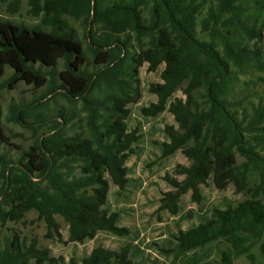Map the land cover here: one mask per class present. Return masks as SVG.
Segmentation results:
<instances>
[{
  "label": "trees",
  "instance_id": "16d2710c",
  "mask_svg": "<svg viewBox=\"0 0 264 264\" xmlns=\"http://www.w3.org/2000/svg\"><path fill=\"white\" fill-rule=\"evenodd\" d=\"M25 6L37 23L0 19V79L13 70L0 83V97L22 82L44 89L23 110L16 114L12 105L11 111L16 123L47 132L13 160L2 146L22 149L5 132L0 103V232L35 212L60 237L57 219H63L74 244L101 232L132 234L112 209L111 184L126 189L127 162L142 140L128 124L144 96L141 70L164 67L162 82L149 89L157 99L142 113L173 116L162 158L181 152L190 165L177 167L182 181L170 180L176 190L165 194L161 208L179 215L184 195L192 192L201 203L202 187L211 184L244 196L180 230L176 251L217 245L219 259L211 264L242 257L264 264V92L258 89L264 85V0H0V11L11 16H21ZM57 97L83 102L86 135L75 131V108L45 112ZM0 264L66 263L38 240L29 244L15 234L0 242ZM81 264L140 262L130 246H98Z\"/></svg>",
  "mask_w": 264,
  "mask_h": 264
},
{
  "label": "rangeland",
  "instance_id": "374dc122",
  "mask_svg": "<svg viewBox=\"0 0 264 264\" xmlns=\"http://www.w3.org/2000/svg\"><path fill=\"white\" fill-rule=\"evenodd\" d=\"M25 6L21 16H11L0 11L1 18L16 20H26L30 24L37 23L36 20L27 16ZM73 26L78 30L79 37H83V32L78 23ZM161 67L158 72L148 71V66L141 70V84L143 89V99L132 106V115L128 121L130 131L138 130L142 136L136 154L132 155L127 162L129 168V184L125 190L121 191L113 183L110 190V201L113 211L121 215L120 225L132 231L128 237H118L109 232H101L94 240L85 244H74L69 242V230L63 219L58 218L62 228V237L55 232H50L45 221L39 220L37 213L31 212L26 215L20 223H9L7 228L0 232V242H4L14 236L20 235L31 243L36 239L40 247L50 248L52 255L56 258L63 257L66 264H71L75 260L81 264L83 258L89 256L93 249L103 246L107 249L119 251L122 247L133 248L135 259L140 264H211L219 259V247L210 246L203 250L194 252H177L175 236L180 230H186L193 225L205 223L210 219L214 208H226L229 205H236L244 199L242 194L236 193L234 187L230 186L225 191H219L214 185L203 186L201 203L193 198V193L184 195L180 201L179 215H173L171 211L161 208L162 199L168 192L175 191L170 180L182 181L176 170L179 165L189 166V160L181 153L167 158H162L161 144L168 141L165 133L167 125H175L173 116L168 112L162 113L157 118L146 117L142 113L143 107H148L156 101V96L149 92L152 84L162 82ZM60 70H56L57 75ZM13 74V70L7 68L5 76L0 79L3 83ZM264 92V85L258 87ZM44 89H36L34 86L24 82L18 84L15 89L7 88L1 91L0 103L3 107L2 123L6 134L11 137L14 144L22 150L18 151L9 146H2L13 160H18L23 155L24 150H29L35 146L43 133L44 128L34 131L26 125H20L14 121L11 106L18 108L16 114L25 108V105L33 100L39 99ZM181 97V93L177 94ZM22 105V106H20ZM75 108L79 116L75 119V130L86 135L85 117L83 102L70 105L65 98L57 97L51 100L50 105L45 110L47 114H54L63 109L71 110ZM32 120L28 122L31 123ZM73 133L72 131L70 132ZM169 250H175L171 252ZM169 251V252H168ZM254 253L260 258L259 247L254 249ZM235 264H249L245 258H239Z\"/></svg>",
  "mask_w": 264,
  "mask_h": 264
}]
</instances>
